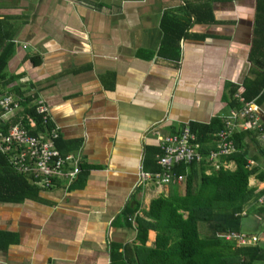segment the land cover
I'll return each instance as SVG.
<instances>
[{"label":"crops","instance_id":"0c3cea01","mask_svg":"<svg viewBox=\"0 0 264 264\" xmlns=\"http://www.w3.org/2000/svg\"><path fill=\"white\" fill-rule=\"evenodd\" d=\"M205 3L211 11L196 22L192 7ZM166 19L184 31L179 61L159 54ZM0 20L15 45L7 72L18 77L4 93L17 96L15 86L45 99L58 148L81 170L70 187L29 179L39 199L0 203V231L16 238L0 264H110L113 244L136 243V216L153 198L185 192V183H140L151 148L175 129L234 110L231 92L239 100L251 69L255 0H0ZM258 107L263 124L264 103ZM257 150L250 140V155ZM253 178L249 186L259 188ZM255 213L243 219V233L264 244ZM156 236L150 232L149 247Z\"/></svg>","mask_w":264,"mask_h":264},{"label":"trees","instance_id":"16d2710c","mask_svg":"<svg viewBox=\"0 0 264 264\" xmlns=\"http://www.w3.org/2000/svg\"><path fill=\"white\" fill-rule=\"evenodd\" d=\"M207 9L211 11V4L192 7L196 22L201 21L199 13ZM169 22L172 21L166 19L163 27L165 37L159 54L161 57L179 61L181 51L178 44L184 31H180L178 23L172 22L168 25ZM12 40L5 32L4 22L0 20V95L11 94L4 92L18 78L7 72L15 51ZM249 61L251 69L240 91L243 102L233 98L237 94L234 88L230 95V105L235 110L241 109L245 103L254 102L258 106L264 103V0H255V27ZM11 91L29 102V96H24L19 88L14 86ZM25 109L26 114H33L32 108L26 105ZM34 119L38 120V117L34 116ZM224 121L225 119H215L204 126L184 125L180 130L188 127L197 136L202 147L201 152L207 156L215 150V146L210 144L223 129ZM36 132L33 131V134ZM233 140L237 151L225 158L226 161L235 163L233 171L222 168L216 170L208 160L175 167L174 172L186 177L183 182L184 194L175 191L168 196L153 198L149 209L144 210L143 215L136 216V243L113 244L110 264H264V247H240L233 240L227 239V236L243 233V219L252 211L256 212L255 216L261 217L260 231L264 232V202L259 203V199L264 198V190L249 186L251 176H255L258 181H264V166L260 164L261 157H264V148L259 146L257 135L252 130L236 133ZM250 140L258 148L253 156L249 152ZM159 153L158 147H153L148 152L149 158L144 165L146 171H162L157 163ZM250 158L258 162V165L248 166ZM81 168L83 172L82 165ZM207 169H210L209 173ZM40 192V187L34 185L27 176L16 173L0 152V203L36 200L39 199ZM139 209L140 205L128 208L126 214L132 215ZM200 222L206 224L202 227ZM151 231L157 232V239L153 243L156 247L153 248L148 246ZM15 243L14 235L0 231V251Z\"/></svg>","mask_w":264,"mask_h":264},{"label":"built area","instance_id":"2783aa9c","mask_svg":"<svg viewBox=\"0 0 264 264\" xmlns=\"http://www.w3.org/2000/svg\"><path fill=\"white\" fill-rule=\"evenodd\" d=\"M28 96L30 100L27 103L14 94L0 95V152L16 173L27 176L40 187L52 189L59 180L65 181L67 187H70L81 172L78 160L72 155H63L58 148L60 129L53 122L51 107L46 100L33 94ZM237 98L243 102L241 97ZM26 105L33 109V114L24 112ZM34 116H37L38 120H35ZM263 128L262 112L257 105L250 102L245 103L239 110H231L229 116L225 117L223 129L215 136V150L209 152L207 156L201 152L202 147L197 136L188 127L161 136L157 163L162 171L141 173L140 183L147 181L158 184L181 183L186 177L184 174L174 172L175 167L203 160H208L216 170L222 168L233 171L234 163L226 161L225 158L237 151L234 135L252 130L264 142ZM33 131H37L36 134H33ZM156 133L160 136L158 131ZM70 164H73V168ZM247 165L252 167L257 164L248 160ZM253 182L264 190V181L253 178ZM263 202L262 197L259 203ZM257 218L261 221L260 217ZM227 239L233 240L240 247L260 245L257 236L245 233L227 236Z\"/></svg>","mask_w":264,"mask_h":264},{"label":"rangeland","instance_id":"374dc122","mask_svg":"<svg viewBox=\"0 0 264 264\" xmlns=\"http://www.w3.org/2000/svg\"><path fill=\"white\" fill-rule=\"evenodd\" d=\"M8 72H9V70H8ZM205 224H206V223H204V222H200V226H202V227H203ZM244 232L252 233L251 231H249V230L247 229V227H245ZM260 246L264 247V244H260Z\"/></svg>","mask_w":264,"mask_h":264},{"label":"bare ground","instance_id":"6f19581e","mask_svg":"<svg viewBox=\"0 0 264 264\" xmlns=\"http://www.w3.org/2000/svg\"><path fill=\"white\" fill-rule=\"evenodd\" d=\"M184 182V181H183ZM183 182H181V183H183ZM181 183H178V184H181Z\"/></svg>","mask_w":264,"mask_h":264}]
</instances>
